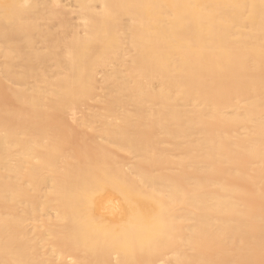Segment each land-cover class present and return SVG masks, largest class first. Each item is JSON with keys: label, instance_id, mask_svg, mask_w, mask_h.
<instances>
[{"label": "bare ground", "instance_id": "1", "mask_svg": "<svg viewBox=\"0 0 264 264\" xmlns=\"http://www.w3.org/2000/svg\"><path fill=\"white\" fill-rule=\"evenodd\" d=\"M0 264H264V0H0Z\"/></svg>", "mask_w": 264, "mask_h": 264}, {"label": "rangeland", "instance_id": "2", "mask_svg": "<svg viewBox=\"0 0 264 264\" xmlns=\"http://www.w3.org/2000/svg\"><path fill=\"white\" fill-rule=\"evenodd\" d=\"M71 16H72V15H71ZM71 16H70V17H71ZM71 18H72V17H71ZM76 115H77V114H76Z\"/></svg>", "mask_w": 264, "mask_h": 264}]
</instances>
